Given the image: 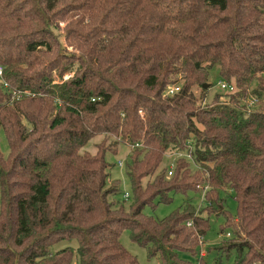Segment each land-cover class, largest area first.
I'll list each match as a JSON object with an SVG mask.
<instances>
[{"label":"trees","instance_id":"trees-1","mask_svg":"<svg viewBox=\"0 0 264 264\" xmlns=\"http://www.w3.org/2000/svg\"><path fill=\"white\" fill-rule=\"evenodd\" d=\"M0 65V264H140L126 229L159 264H223L202 255L222 215L233 232L217 249L264 264V0H0ZM215 65L235 90L203 104ZM120 143L127 212L106 159ZM188 192L164 218L143 213Z\"/></svg>","mask_w":264,"mask_h":264},{"label":"rangeland","instance_id":"rangeland-1","mask_svg":"<svg viewBox=\"0 0 264 264\" xmlns=\"http://www.w3.org/2000/svg\"><path fill=\"white\" fill-rule=\"evenodd\" d=\"M221 81H226V80L220 76V66L215 65L210 70L209 82L210 84H212V86L209 85V91L203 104H213L214 102L229 101V98L225 93L227 91L221 88V84H220ZM218 96L219 98L217 99ZM103 138L104 137L102 135H97L93 137L82 150H88L94 153L96 151L95 144L99 143ZM105 142L108 143L109 139H106ZM0 151L4 156H7L9 153L8 144L2 132H0ZM129 152L130 150L128 145L120 143L118 146V151L115 154L109 151L106 153V159L110 163V168L108 169L110 173V177L113 180H118V187H119L117 194L110 196V198L111 200H114L116 202L115 208H117L120 203H123L126 212L128 211L129 205L132 202L131 185L126 172V163L128 161ZM174 163H175V158L171 156H169L168 160L165 161V164H168L169 171L173 169ZM192 163L196 165V163L194 162ZM191 168L196 169V167L194 166ZM197 168H198V164H197ZM199 191L201 194L200 197L198 195H194L192 192H188L186 194L187 196H185L184 194H174L172 195V201L170 203H162V202L160 203L156 199L154 201L156 205L145 206L143 209V213L147 216H153L154 218H158V219L164 218L173 211H175L176 209H178L183 204V201L186 199V197H192L193 195H194V202L196 203L199 202V205H204L205 203L203 197L204 194L206 193V190L203 188H199ZM223 195L226 196L227 209L234 216H236L238 210L237 201L233 198L232 195H226V193ZM198 210H199V206H198ZM224 225H226L225 216L222 215L220 217L217 216L212 217V227L204 238L205 249L202 250L203 252L206 253L205 259H207L209 263L214 262L215 260H217L218 257L222 258L223 264H231L234 259V255H235L234 251L230 252L231 255H227L224 253V251L217 249V247L223 245V242L225 240L232 238L229 237L230 233L233 232L231 228H227L224 232L221 231V228ZM120 241L128 251H130L133 255L137 257L140 264H159L160 262L159 258H155V257L149 258L146 248L140 247L138 244L131 241L130 233L128 229L122 231V234L120 236ZM67 246L71 247V249H73L74 251V248L77 246V242L75 240L71 242L62 241L55 246V249L64 248L66 249L64 255L69 256L70 255V250L68 249L69 247L65 248ZM180 257L186 259L191 264H199V259L201 258L200 252L196 256L182 253ZM64 262L65 261H63V263Z\"/></svg>","mask_w":264,"mask_h":264},{"label":"built area","instance_id":"built-area-1","mask_svg":"<svg viewBox=\"0 0 264 264\" xmlns=\"http://www.w3.org/2000/svg\"><path fill=\"white\" fill-rule=\"evenodd\" d=\"M67 77H68V75H65V76H64V78H67ZM0 82L3 84V86H4L5 88L8 87V84H7L6 82H4V79H3V66H1V65H0ZM220 84H221V88H222L223 90H227V91H234V90H235V85H234V84L228 83V82H226V81H221ZM178 89H179V86L174 85V86L169 87V88L167 89L166 93H167V94H173L174 92H177ZM11 92H12V94H13L12 98H13V97H18V96H20L21 93H22V92H20L19 90H11ZM24 94H25V95H28L29 93L26 92V91H24ZM256 101H257V100H256V98H254V97H253V98H249V100H248V102H250V105L255 104ZM139 112H140V114H142L141 111H139ZM189 153H191V151H189V152H187V153L185 154V156H187V158H191V156H190ZM168 174L171 175V170L168 172ZM203 189L206 190L207 187H204ZM187 224L190 225V222H187ZM204 254H205V252H202V255H204Z\"/></svg>","mask_w":264,"mask_h":264},{"label":"water","instance_id":"water-1","mask_svg":"<svg viewBox=\"0 0 264 264\" xmlns=\"http://www.w3.org/2000/svg\"><path fill=\"white\" fill-rule=\"evenodd\" d=\"M209 85H210L209 83H205V84H204V87H205V88H209Z\"/></svg>","mask_w":264,"mask_h":264}]
</instances>
